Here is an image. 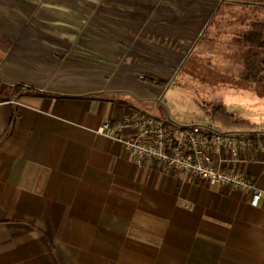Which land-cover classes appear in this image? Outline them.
I'll use <instances>...</instances> for the list:
<instances>
[{
  "label": "crops",
  "instance_id": "0c3cea01",
  "mask_svg": "<svg viewBox=\"0 0 264 264\" xmlns=\"http://www.w3.org/2000/svg\"><path fill=\"white\" fill-rule=\"evenodd\" d=\"M219 3L0 0V82L41 92L0 102V264H264L256 121L238 168L262 190L257 206L249 192L137 163L98 132L133 112L172 121L168 82L143 78L172 79ZM135 133L123 123V138Z\"/></svg>",
  "mask_w": 264,
  "mask_h": 264
},
{
  "label": "built area",
  "instance_id": "2783aa9c",
  "mask_svg": "<svg viewBox=\"0 0 264 264\" xmlns=\"http://www.w3.org/2000/svg\"><path fill=\"white\" fill-rule=\"evenodd\" d=\"M128 122L136 133L123 138L120 129ZM123 123L106 121L98 132L121 140L137 163L150 161L178 175L249 192L250 205L259 204L262 190L238 168L241 151L253 146L250 136L237 130H220L205 122L180 124L140 112H133Z\"/></svg>",
  "mask_w": 264,
  "mask_h": 264
},
{
  "label": "rangeland",
  "instance_id": "374dc122",
  "mask_svg": "<svg viewBox=\"0 0 264 264\" xmlns=\"http://www.w3.org/2000/svg\"><path fill=\"white\" fill-rule=\"evenodd\" d=\"M234 31H206L184 67L166 80L161 104L175 123H208L207 103L220 98L228 112L253 119L264 129V78L251 82L243 79L240 47L231 39Z\"/></svg>",
  "mask_w": 264,
  "mask_h": 264
},
{
  "label": "trees",
  "instance_id": "16d2710c",
  "mask_svg": "<svg viewBox=\"0 0 264 264\" xmlns=\"http://www.w3.org/2000/svg\"><path fill=\"white\" fill-rule=\"evenodd\" d=\"M219 31L235 29L231 39L240 47V64L246 82L264 78V0H220L207 26ZM206 33V32H205ZM205 34L202 36L204 39ZM144 81L164 86L167 81L143 78ZM164 83V85H163ZM41 92L25 85H7L0 82V102L22 95H39ZM210 108L209 124L220 130H237L254 138L258 131L254 124L228 112L220 98L207 103ZM264 137V134L261 135Z\"/></svg>",
  "mask_w": 264,
  "mask_h": 264
}]
</instances>
